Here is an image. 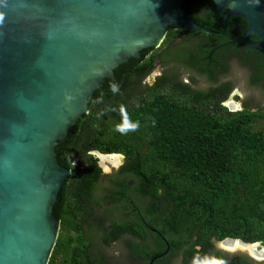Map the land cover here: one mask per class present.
<instances>
[{
  "label": "trees",
  "instance_id": "trees-1",
  "mask_svg": "<svg viewBox=\"0 0 264 264\" xmlns=\"http://www.w3.org/2000/svg\"><path fill=\"white\" fill-rule=\"evenodd\" d=\"M198 1L208 7L209 17L200 19L189 9L191 16L217 33L174 32L187 41L192 36L221 37L224 18L216 5ZM235 19L244 26L242 34L243 18L230 17L227 26ZM187 41L178 46L183 53L179 58L212 79L215 55L207 60L210 49L205 45L195 55ZM259 57L255 68L262 72L256 73V89L264 79ZM151 70L152 62L139 57L119 64L93 92L88 112L55 146L57 161L71 173L53 206L61 229L48 264H94L77 254L86 243L80 234L84 224L90 234L101 227L106 244L132 234L140 242L129 244L134 252L142 248L145 259L162 254L169 243L179 264H233L213 240L234 238L264 246V112H229L219 105L214 89H192L174 77L143 85ZM113 83L119 85L116 93L110 88ZM122 109L130 122L138 123L135 131H115L123 121ZM93 151L122 154L124 163L105 174ZM104 213H112L110 229L105 222L110 215L105 218Z\"/></svg>",
  "mask_w": 264,
  "mask_h": 264
},
{
  "label": "water",
  "instance_id": "water-1",
  "mask_svg": "<svg viewBox=\"0 0 264 264\" xmlns=\"http://www.w3.org/2000/svg\"><path fill=\"white\" fill-rule=\"evenodd\" d=\"M184 1L0 0V264L49 263L59 230L53 206L71 173L55 146L104 78L157 47L169 27L217 33ZM212 1L224 29L229 17L246 21L241 39L264 62V2Z\"/></svg>",
  "mask_w": 264,
  "mask_h": 264
},
{
  "label": "flooded vegetation",
  "instance_id": "flooded-vegetation-1",
  "mask_svg": "<svg viewBox=\"0 0 264 264\" xmlns=\"http://www.w3.org/2000/svg\"><path fill=\"white\" fill-rule=\"evenodd\" d=\"M188 4H189L188 7L185 6L184 3L183 6L189 11L190 14L191 12L189 9H192L200 19L206 20L209 17V14H207L209 9H207L208 7L204 5L202 2L198 0H194V1H190ZM220 16L222 17L221 14ZM235 20L231 23L229 27L226 26L225 29L223 27V30L220 33H218L221 37H218L216 39H209L207 37H200V36H192L191 39L187 41V38L184 34L174 32V30H180V29H174L169 27L166 29L165 36L161 41V43L157 47H147L142 49L139 53V58H142V62L144 63L150 61L152 62V70L148 74H151L152 72L158 69L161 70V72L157 75L158 77L156 76L157 78L154 80V82H156L158 78L163 76L167 77L168 80L171 79L170 77L178 78L179 68H185L188 70L196 69V71H198L200 75L204 77V82L206 84V87L194 86L195 83L192 84L190 81L189 82H185L184 80H178V81L190 86L192 89H198L203 91H209L214 89V92L216 94V95L214 94L215 95L214 97L217 98L219 105L222 106L223 108H226L227 111L229 112H237L245 108L250 109V107H252L253 105L250 100L251 98L250 96L244 99L241 98V95L238 92L239 82L236 83L235 80L232 79V76L234 74L230 70V65L233 62H237L240 66L244 67L245 72L243 76L245 77L244 82L246 89L248 91L253 90L255 87H257V85L254 83L256 73L260 74L262 72V69L257 70L255 68V64L260 60L258 58H260L259 55L261 54L256 50L251 49L248 46V44L241 39V36L244 34V31L246 29V26L245 29L243 30V33L240 34V31L242 28H244V26L240 24V20H236V21ZM209 21L214 25H216L217 23L214 21V19L212 21L211 18L210 20L208 19V22ZM250 39L255 40V37L250 36ZM186 41L189 47L192 48L191 50L194 51L193 53L195 55H197L200 52V47L202 45H205L207 48L210 49V54L207 56V60L211 59L212 55H215L216 66L214 67V74L212 79H208L201 72V70L195 68V66L187 65L185 61H181V58L179 57L182 56L183 53L179 50L178 46L180 44L185 43ZM170 68H174V70L169 71ZM191 80L195 82L193 79ZM263 81L264 79L261 80V83L259 85L260 87L259 90L261 91L262 89L264 92ZM235 91H237L238 94L234 93ZM244 96L245 95L243 94V97ZM227 103L232 105L236 104L239 107V109H235V110L228 109ZM120 155L124 160V156L122 154ZM123 163L124 161H122L121 165ZM111 214L110 213L103 214L105 218H107L110 215V218L108 220L105 219L106 220L105 222L108 225L109 229L111 228L114 222L112 220ZM136 215L138 217V215H140V211ZM137 220L136 223L138 225L139 223L137 222ZM121 223H126V220L121 221ZM100 228H98V230L96 231H93L91 234L87 232L86 224L82 225V227L80 228V234L82 235V237L86 242L83 245V248L77 250V254L80 256L82 261L87 262L90 260L93 261L94 264L96 263L97 264H150V261L153 257L155 258L153 259L151 264H175L177 261L176 260L178 255L177 251L172 250L170 252L172 246L169 243L166 244V250L162 254L149 256L148 259H145L142 256V248H140L139 251L134 252L135 251L134 248H132L131 245L129 244V241L136 243L140 242L139 240H136L132 234H128V233L122 234L114 241L112 242L109 241V243L106 244L105 242H103L104 237H103V233L100 231ZM60 229H61V221L59 220L58 235L60 233ZM225 241H226L225 239L218 242L213 240L215 247L218 250H220L223 254H226L229 260L231 262L233 261V264H264L263 259L261 260L256 258L254 254L251 253L248 249L242 250L238 248L236 250H232L228 247L227 245L228 242ZM233 241L234 240H231L230 242ZM113 246L115 249L112 252ZM146 247L148 248V249L146 248V250H148L147 253L149 254L150 252L149 249L151 248V245L149 244ZM257 249L258 251H261L264 250V247L257 246ZM61 255H63V253ZM240 257L246 258L247 259L246 262H244L243 258L240 259ZM211 264H217V263L216 261H212Z\"/></svg>",
  "mask_w": 264,
  "mask_h": 264
},
{
  "label": "rangeland",
  "instance_id": "rangeland-1",
  "mask_svg": "<svg viewBox=\"0 0 264 264\" xmlns=\"http://www.w3.org/2000/svg\"><path fill=\"white\" fill-rule=\"evenodd\" d=\"M178 69V68H176ZM174 70V68H170L169 71ZM230 70L231 72L234 74L232 76V79L235 80L236 83L239 82L238 86H239V94L241 95V98H247L250 96V100L251 103L253 104L252 107H250V109L252 111H261L264 112V92L260 91L259 89H253L248 91L246 89L245 86V82H244V67L240 66L237 62H233L230 65ZM161 72L160 69L155 70L154 72H152L151 74H146L144 76L143 85H152V83L154 82V80L158 77L157 75ZM177 72V71H176ZM157 76V77H156ZM178 80H184L185 82H191L192 84L195 83L194 86H198V87H206V84L204 82V77L202 75H200V73L196 70L193 69H185V68H179V74H178ZM191 79H193L195 82H193ZM237 91H235L234 93H237ZM243 94L245 95L243 97ZM227 103L228 109L231 110H235V109H239V107L235 104L232 105ZM91 154L97 159L98 165L101 167L102 171L105 174H112L114 173L116 170H118V168L120 167L123 158L121 155L116 154L115 158H106V157H99V155L97 154V152L93 151L91 152ZM105 156V155H104ZM104 159V161L102 162V159ZM78 159L75 157L73 159L74 163H77ZM258 246L260 247H264L260 242H257ZM114 246L112 248V252L114 251ZM258 250V249H257ZM264 260V258H262ZM261 259V260H262ZM175 264H179V262L177 261Z\"/></svg>",
  "mask_w": 264,
  "mask_h": 264
},
{
  "label": "clouds",
  "instance_id": "clouds-1",
  "mask_svg": "<svg viewBox=\"0 0 264 264\" xmlns=\"http://www.w3.org/2000/svg\"><path fill=\"white\" fill-rule=\"evenodd\" d=\"M111 91L113 93H116L119 91V85L113 83L110 85ZM122 114H123V121L121 124H118L115 128V131L121 133V134H126L129 131H135L139 125L138 123H132L129 121V119L127 118L126 113L123 112V109L121 110ZM120 155V154H118Z\"/></svg>",
  "mask_w": 264,
  "mask_h": 264
},
{
  "label": "bare ground",
  "instance_id": "bare-ground-1",
  "mask_svg": "<svg viewBox=\"0 0 264 264\" xmlns=\"http://www.w3.org/2000/svg\"><path fill=\"white\" fill-rule=\"evenodd\" d=\"M99 155V154H98ZM99 157H106V158H115L116 156H115V154H111V155H107V156H104V155H99ZM103 158H101L102 159V162L104 161V159ZM228 247L230 248V249H232V250H236V249H242V250H251L252 252H253V254H254V256L256 257V258H258V259H262V258H264V250H261V251H258L257 249H256V247H254V246H250V245H246V244H242V243H240V242H238V241H233V242H228Z\"/></svg>",
  "mask_w": 264,
  "mask_h": 264
}]
</instances>
